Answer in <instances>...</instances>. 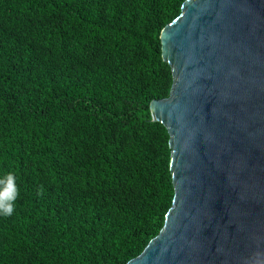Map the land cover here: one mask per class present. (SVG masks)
<instances>
[{"label":"trees","instance_id":"obj_1","mask_svg":"<svg viewBox=\"0 0 264 264\" xmlns=\"http://www.w3.org/2000/svg\"><path fill=\"white\" fill-rule=\"evenodd\" d=\"M187 0H0V264H127L174 200L160 35Z\"/></svg>","mask_w":264,"mask_h":264},{"label":"water","instance_id":"obj_2","mask_svg":"<svg viewBox=\"0 0 264 264\" xmlns=\"http://www.w3.org/2000/svg\"><path fill=\"white\" fill-rule=\"evenodd\" d=\"M160 41L174 200L127 264H264V0H187Z\"/></svg>","mask_w":264,"mask_h":264},{"label":"clouds","instance_id":"obj_3","mask_svg":"<svg viewBox=\"0 0 264 264\" xmlns=\"http://www.w3.org/2000/svg\"><path fill=\"white\" fill-rule=\"evenodd\" d=\"M19 195L15 174L0 176V216L10 217L14 214Z\"/></svg>","mask_w":264,"mask_h":264}]
</instances>
